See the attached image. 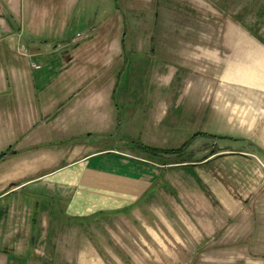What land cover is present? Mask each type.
<instances>
[{
	"label": "crops",
	"instance_id": "0c3cea01",
	"mask_svg": "<svg viewBox=\"0 0 264 264\" xmlns=\"http://www.w3.org/2000/svg\"><path fill=\"white\" fill-rule=\"evenodd\" d=\"M77 2L0 0V264H151L152 253L166 260L194 249L214 253L202 264H264V0H244L238 11L232 0L222 36L175 42L191 59L186 97H197L190 159L155 163L112 151V168L94 162L108 150L75 140L94 123L113 125L114 75L100 80L95 64L110 49L119 56L126 35L116 11L88 40L65 37ZM183 168L191 172L176 176ZM30 187L48 203L22 197ZM56 201L60 214L46 207Z\"/></svg>",
	"mask_w": 264,
	"mask_h": 264
},
{
	"label": "rangeland",
	"instance_id": "374dc122",
	"mask_svg": "<svg viewBox=\"0 0 264 264\" xmlns=\"http://www.w3.org/2000/svg\"><path fill=\"white\" fill-rule=\"evenodd\" d=\"M195 1L194 4L187 0H78L76 3L74 12L71 13L73 19L71 25L68 23L65 37L76 36L79 41L88 40L91 27L103 30L99 28L100 23L106 21L105 19L114 15L116 11L117 18L120 19L118 23L119 28L121 27L120 32L126 35L122 46L123 52L119 56L116 51L110 49L107 57L103 58V63L95 64L97 69L104 73L100 80L106 79V72L114 75L111 80L112 85L109 84V87H114L116 83L113 88L114 95L113 91L108 93L111 95L110 99L116 113L113 125L110 124L109 127L107 126L108 129L103 128V131H100V125L94 123L91 130L78 132L81 134H77V137L82 136L80 141L75 140L76 143L89 142L93 144L94 149L108 150L101 153V157L94 160L95 163L107 161L109 162L107 167H115L110 162H114L116 156L106 154L112 151L129 153L132 158H143L155 163H179L190 159L185 149L192 140L193 134L200 129L197 121V97H186L187 82L192 75L190 67L186 64H191V59L187 56V46L175 42L178 38L186 42H197L203 38L202 34L222 36L226 31V24L232 20L235 13L232 0ZM235 1L237 11L244 10V0ZM237 18L244 25L243 11L237 13ZM172 24L175 26L167 30V34L165 31L162 32ZM53 31L58 32V28H54ZM191 31L193 33H189ZM28 34L32 35L33 31L26 29L24 35ZM47 37L43 35L46 40ZM149 37L153 38L148 40ZM48 42L52 44L51 40ZM44 51L47 52L46 49ZM40 61L46 69V62ZM170 72L171 75L176 73L173 80L171 77L168 79ZM96 79L95 84L98 86L101 82ZM194 87L192 92L195 90ZM157 114H162L165 121L155 128L150 120ZM95 121L96 118L93 117V122ZM213 143V140L207 139L204 142L211 146ZM184 144H187L185 149L170 154L169 151L177 150ZM152 149L168 151L167 154L170 155L160 157V153L156 154L151 151ZM4 150L0 148V153ZM155 170L156 175L159 173L162 176L165 173L161 168ZM182 170H176L174 173L181 177L191 172L190 168ZM164 187L168 189L166 185ZM33 192L41 193L40 196L44 197L42 190L32 187L24 189L21 196L29 198V202L39 198L40 203H48V199L33 196ZM206 198L208 204L205 208L209 210L215 207L208 201L207 196ZM46 207L56 214H60L63 208L57 201ZM207 253L209 254L194 249L193 252L184 254L172 253L171 258L166 260L161 254L152 253L151 257L154 259L151 264H202L200 260L209 259L214 255L213 252Z\"/></svg>",
	"mask_w": 264,
	"mask_h": 264
},
{
	"label": "trees",
	"instance_id": "16d2710c",
	"mask_svg": "<svg viewBox=\"0 0 264 264\" xmlns=\"http://www.w3.org/2000/svg\"><path fill=\"white\" fill-rule=\"evenodd\" d=\"M186 145H187V144H184V145L181 146L179 149H177V150H172V151H169V152H170V154L178 153V152H180L181 150H183V149L185 148ZM151 151H152V152H159V150H155V149H152ZM167 153H168V151H167ZM3 155H4V154H3Z\"/></svg>",
	"mask_w": 264,
	"mask_h": 264
},
{
	"label": "built area",
	"instance_id": "2783aa9c",
	"mask_svg": "<svg viewBox=\"0 0 264 264\" xmlns=\"http://www.w3.org/2000/svg\"><path fill=\"white\" fill-rule=\"evenodd\" d=\"M34 68H38L37 66H34Z\"/></svg>",
	"mask_w": 264,
	"mask_h": 264
}]
</instances>
